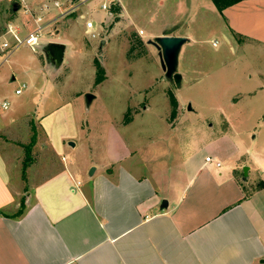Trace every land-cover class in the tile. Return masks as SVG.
<instances>
[{
	"label": "crops",
	"instance_id": "obj_1",
	"mask_svg": "<svg viewBox=\"0 0 264 264\" xmlns=\"http://www.w3.org/2000/svg\"><path fill=\"white\" fill-rule=\"evenodd\" d=\"M150 1L162 5L166 0ZM54 2L62 1L24 0L33 14L41 11L44 33L49 23L60 22L53 43L64 45L63 61L67 52L84 46L86 22H92L94 36L112 15L118 23L137 26L130 9L134 0H76L66 10L72 14L68 18ZM200 6L195 8L223 23L221 36L231 49L234 44L264 50V0H244L222 13L210 0ZM180 17L181 32L154 11L143 17L149 40L186 39L178 60L183 47L195 43L187 17ZM180 76L185 81L186 74ZM232 110L221 114L228 143L245 119L239 109ZM2 111L0 131L24 118ZM46 116L40 115L39 123L43 154L55 163L41 166L37 176L28 172L27 189L17 174L18 150L0 152V264H264V161L254 165L251 154L217 140L188 146L172 124L164 121L154 129L142 118L105 123L97 143L88 127L83 134L88 152L81 161L68 153V147H76L68 143L78 130L54 141L43 123ZM258 122L264 126V114ZM256 183L260 186L252 189ZM22 198L23 212L14 216Z\"/></svg>",
	"mask_w": 264,
	"mask_h": 264
},
{
	"label": "rangeland",
	"instance_id": "obj_2",
	"mask_svg": "<svg viewBox=\"0 0 264 264\" xmlns=\"http://www.w3.org/2000/svg\"><path fill=\"white\" fill-rule=\"evenodd\" d=\"M61 1L62 11L74 4L72 0ZM203 3L204 0H166L159 5L150 0H134L130 9L138 17L135 30L124 21L118 23V18L112 15L102 23L99 35L88 31L84 46L74 53L67 52L64 61L55 66L47 64L44 50L39 47L53 43L60 22L49 23L41 45L34 50L25 45L14 48L11 31L22 39L33 23L26 18L23 8L12 13L9 0H0V103H9L7 111H0L14 118L24 117L16 126L0 131V152L9 154L15 148L18 150L15 165L22 186L28 188V172L37 176L41 166L55 163L52 155L43 154L46 142L40 115H47L43 123L54 141L70 131L75 135L78 130L70 141L76 147H68V153L81 161L88 152V141L84 138L88 127L97 143L105 123L126 124L138 118L154 129L164 121L172 124L175 135L188 146L198 148L217 140L251 154L254 165L264 161V126L258 124L264 114V90L260 89L264 86V50L234 44L231 49L221 36L223 23L205 9L195 8ZM107 8L111 11L113 6ZM149 11L177 23V32H181L184 24L180 16L187 17L186 25L195 43L182 49L175 73L186 76L178 86L162 71L158 51L147 44L151 30L143 17ZM70 13L66 11L62 16L71 17ZM215 41L217 45L213 47ZM5 43L9 48L3 47ZM19 88L22 93L16 96L14 92ZM86 94L93 96L89 103ZM233 108L239 109L245 119L237 125L228 143L229 139L223 136L221 114H233ZM29 146L31 163L23 179V148ZM259 186L256 183L252 189Z\"/></svg>",
	"mask_w": 264,
	"mask_h": 264
},
{
	"label": "water",
	"instance_id": "obj_3",
	"mask_svg": "<svg viewBox=\"0 0 264 264\" xmlns=\"http://www.w3.org/2000/svg\"><path fill=\"white\" fill-rule=\"evenodd\" d=\"M11 8V12L16 13L20 6L17 3H12ZM185 42L186 39L183 37H158L147 41L148 45L153 46L158 51L160 66L165 76L167 78L172 77L177 86L180 84L181 76L175 72L178 66L179 52ZM64 49V45L59 43H50L45 46L43 50L47 62L59 66L63 61ZM85 99L89 103L93 96L86 94ZM188 110H190V106H188ZM69 145L73 146L72 143H69ZM93 171V168H91L89 174H92ZM243 172L246 175L247 168H244Z\"/></svg>",
	"mask_w": 264,
	"mask_h": 264
},
{
	"label": "built area",
	"instance_id": "obj_4",
	"mask_svg": "<svg viewBox=\"0 0 264 264\" xmlns=\"http://www.w3.org/2000/svg\"><path fill=\"white\" fill-rule=\"evenodd\" d=\"M9 2L12 4V3H17L19 4L20 8H23V11L28 14L29 16H31V20H32V25H33V28L32 30L24 37V38H19L17 34H15V32H12L11 33L13 34V39H14V48H18L22 45H25L27 47H29L31 50H34L35 48H37L38 46H40V41L43 37V35L45 34L44 33V21H43V16H42V13L41 11L36 13V14H33L31 10H29L27 8V6L25 5L24 3V0H9ZM55 7H59V4L57 2H54L53 4ZM102 9L103 10H107V6L103 5L102 6ZM86 29L91 31L93 29V26H92V22H86ZM139 34L141 35L142 32L140 31ZM217 43L216 41L214 43H212V46L213 47H216ZM3 47L5 49L9 48V44L8 43H5L3 45ZM22 93V88L20 89H16L14 94L16 96H19L21 95ZM9 108V103L7 101H2L0 103V109L3 110V111H6L8 110ZM206 162H211V158L207 157L205 159ZM215 166L216 167H219L220 166V163L216 162L215 163Z\"/></svg>",
	"mask_w": 264,
	"mask_h": 264
},
{
	"label": "trees",
	"instance_id": "obj_5",
	"mask_svg": "<svg viewBox=\"0 0 264 264\" xmlns=\"http://www.w3.org/2000/svg\"><path fill=\"white\" fill-rule=\"evenodd\" d=\"M72 1H76V0H72ZM212 2V4L214 5V7L216 8V10L219 12V13H222V11L234 4H237L241 1H244V0H210ZM113 12H117V9H112ZM31 146V144H30ZM30 146L29 147H26V148H23L24 150V159L22 161V170H21V173H22V178L25 179V171L27 169V167L29 166V164L31 163V157H30ZM23 209H24V198H22V200L20 201V204H19V209L17 211V213L14 215V216H20L23 212Z\"/></svg>",
	"mask_w": 264,
	"mask_h": 264
}]
</instances>
